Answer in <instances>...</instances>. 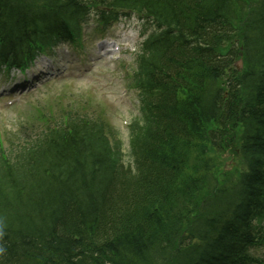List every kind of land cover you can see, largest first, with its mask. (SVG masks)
<instances>
[{"label":"trees","instance_id":"obj_1","mask_svg":"<svg viewBox=\"0 0 264 264\" xmlns=\"http://www.w3.org/2000/svg\"><path fill=\"white\" fill-rule=\"evenodd\" d=\"M103 2L156 28L131 74L136 173L105 120L40 113L41 129L0 147V264H264V0H0V27L39 14L33 29L0 31L22 38L16 53L0 45V62L73 41ZM224 128L240 131L243 168L219 187Z\"/></svg>","mask_w":264,"mask_h":264},{"label":"rangeland","instance_id":"obj_2","mask_svg":"<svg viewBox=\"0 0 264 264\" xmlns=\"http://www.w3.org/2000/svg\"><path fill=\"white\" fill-rule=\"evenodd\" d=\"M122 26L125 29L123 33ZM133 27V23L125 22L101 32L96 30V23L90 21L85 27L88 32L82 37L80 46L63 45L55 61V65L62 63L60 71L50 70V75L41 74L33 80L28 74L21 76L18 68L10 69L8 74H0V147L7 148L10 143L15 145L27 133L41 129L44 124L38 118L40 113H43L44 118H57L65 110L82 112L89 109L109 121L121 134L125 175H134L137 169L132 150L133 144L138 145L139 142L136 140L133 143L135 139L128 142L127 126L137 113V105L131 102L133 93L126 90L129 83L127 72L133 61V55L130 54L132 42L127 48L124 42L127 37H123H135ZM233 36L236 39L237 35ZM113 48L118 50L114 51ZM239 64L242 70L243 66ZM16 85L23 86L26 95H23L20 87L12 91ZM5 89L7 92H3ZM6 99L16 103L5 107L2 103ZM227 129L230 128L222 131L223 151L217 153L220 157L216 159L219 161V175L216 177L222 183L218 182L219 187L228 186L243 167L242 158L237 154L240 131H231L234 135L230 136ZM214 162L212 159L211 163ZM205 192H202V196L208 195Z\"/></svg>","mask_w":264,"mask_h":264},{"label":"bare ground","instance_id":"obj_3","mask_svg":"<svg viewBox=\"0 0 264 264\" xmlns=\"http://www.w3.org/2000/svg\"><path fill=\"white\" fill-rule=\"evenodd\" d=\"M119 8H125L123 6H119ZM210 15V14H209ZM211 19H214V16L210 15ZM39 18V14L36 13H32V12H25L24 15L22 17H19L18 14L13 16V18H5L2 21V26L0 27V31L5 29V27L8 25L12 28L21 30V31H26L29 29H33L35 24H36V20ZM56 29L58 30V34L60 36L63 35L64 31H65V27L62 26L61 24L56 27ZM47 33L46 30L41 31V35H44L45 38L49 39L45 34ZM5 39V42H3V40ZM21 40L22 38H20V33L19 31L17 33H15L14 31H12L11 37L10 39L7 37H2V35L0 36V45H3L7 48H9L10 51L16 53V51L18 50V48L20 47L21 44ZM230 129L227 130V132H229ZM228 135L233 136L234 134L229 132ZM237 217H240L242 219H244L242 214H237ZM183 239H186L190 242L191 245H196L199 240L197 237L195 236H191V235H182ZM157 239L152 241V245L151 247V251L153 253H158L160 252V244L158 245L157 243ZM156 255V254H153ZM161 255V254H159Z\"/></svg>","mask_w":264,"mask_h":264}]
</instances>
